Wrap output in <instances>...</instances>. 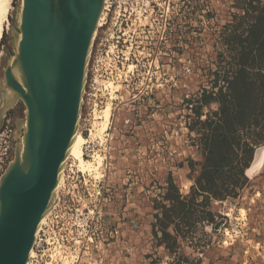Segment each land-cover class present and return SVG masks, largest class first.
<instances>
[{"label":"rangeland","instance_id":"1","mask_svg":"<svg viewBox=\"0 0 264 264\" xmlns=\"http://www.w3.org/2000/svg\"><path fill=\"white\" fill-rule=\"evenodd\" d=\"M118 1L95 36L79 125L88 139L85 157L105 159L100 173L85 172L90 191L67 179L66 169L59 191L69 208L90 219L100 211L103 220L80 242L60 223L50 249L32 264H264V161L251 169L264 149V78L251 85L239 80L234 94L227 90L239 68L238 36L248 37L251 70L264 75V0H156L157 8L169 9L163 40L161 14L144 31L132 0H121L128 24L116 46ZM20 3L13 0L10 28ZM2 51L0 105L3 68L13 54L9 31ZM108 105V135L92 138ZM23 116L19 103L0 130V175L13 158ZM204 154L226 164L204 179L223 200L198 190ZM70 163L76 171L77 162L70 159L66 168Z\"/></svg>","mask_w":264,"mask_h":264},{"label":"water","instance_id":"2","mask_svg":"<svg viewBox=\"0 0 264 264\" xmlns=\"http://www.w3.org/2000/svg\"><path fill=\"white\" fill-rule=\"evenodd\" d=\"M105 3L21 0L16 9L9 29L13 54L2 73L0 130L19 103L24 116L16 120L14 155L0 175V264L28 263L42 219L57 199Z\"/></svg>","mask_w":264,"mask_h":264},{"label":"built area","instance_id":"3","mask_svg":"<svg viewBox=\"0 0 264 264\" xmlns=\"http://www.w3.org/2000/svg\"><path fill=\"white\" fill-rule=\"evenodd\" d=\"M118 3H119L118 4L119 9L117 12L115 11L116 16L115 15L114 16L117 18V22L120 21L121 27L119 29L120 33L117 35V38H116V46L121 44V40L123 42L125 41L124 36L126 35V31H125V28H123V25L128 24L127 17H126L127 8H124V11H122L123 9L121 8L122 6L121 0H119ZM131 3H132V6L135 5L136 17L139 20V24L142 25L144 31H146L147 29L148 31H150V29L152 28V25H153L152 17L154 15L161 14V17H164L162 19L160 31H159L160 38L163 40L165 37V34L167 33L168 25H169V22H168L169 9L167 8L166 10L162 11L161 8H157L159 4L157 3L156 0H132ZM112 5H113V0H109V3L107 4L108 9L106 10L104 14V19L102 21L103 25L100 26L99 28H103L105 24H107L109 12L111 11ZM141 17H144V19L149 17L148 23L141 24L140 21H144V20H141ZM93 82H96V78L93 79ZM105 133H107L106 135H108V131H106ZM87 175L90 176L89 174ZM65 176L67 179L71 178V180H74L75 181L74 183L76 186L81 184V187H84L85 190L90 191V188H89L90 185H88L85 172H81L78 169L74 171L72 169V163H70L69 167L66 168ZM98 193H100L99 190H98ZM89 195H93V194L89 193ZM67 208H69V206L65 205V202L62 201V197L60 195L59 200H58V205L54 208L51 215L48 217L46 222L43 224L39 232V235L36 240L35 247H34L35 252H34V255L30 257L29 264H32L33 260L36 259L37 256L44 255L45 252L50 249L49 247L46 248V246L49 245V240L51 239V236H50L51 230H53L54 228H59L60 223H62L63 226L66 225L67 227L66 229L68 230L71 237L75 239L77 242H80V239H82L83 237L88 238L89 235L91 234L93 227L94 226L96 227L97 224H101V220H103L100 211H97L96 215L90 219L89 217L85 216L83 209L69 208L70 212L68 213L66 212ZM66 214H68L69 219H65ZM57 247H61V244L59 243V239H57V243L55 245V248Z\"/></svg>","mask_w":264,"mask_h":264},{"label":"bare ground","instance_id":"4","mask_svg":"<svg viewBox=\"0 0 264 264\" xmlns=\"http://www.w3.org/2000/svg\"><path fill=\"white\" fill-rule=\"evenodd\" d=\"M107 2L105 3V8L103 11V15L100 19L99 22V27L103 25L102 21L104 19V14L106 12L107 8V4L109 3V0H106ZM13 0H0V56L3 55V51H2V42H3V38L5 36V34L9 31L10 29V15L11 12L13 10ZM98 31V30H97ZM97 34V32H96ZM96 36V35H95ZM95 116L100 117V115L97 113H95ZM103 121L100 124V128L98 131L94 132V129L91 131V137L92 138H100L103 139L104 137L103 134L105 133V131L107 130V127L109 126V121L111 118V105H108L107 108L104 110V114L102 115ZM88 142V139H86V137H84V135L81 134L80 132V127L78 128V131L75 135L74 141L72 146L70 147L69 150V155H68V159L66 161V165L61 173V178H60V182L57 188V199L53 205L52 210L42 219V222L39 226V229L37 231L36 234V240L38 238L39 232L43 226V224L46 222V220L48 219V217L51 215L52 211L54 210V208L58 205V200H59V191H60V187L62 186V182L64 180V171L67 167L68 162L70 161V159L73 161L75 160L77 162V168L79 169V171L82 172H94V173H100V167L103 165L104 159L105 157L102 156L99 153H95L93 154V157L90 159H87L85 157V153H84V145ZM262 150V149H261ZM260 150H258V156H259ZM264 161V149L261 151L260 157L258 160H256V162L253 164L252 166V170L256 167H258L255 170H258L259 167L262 166ZM252 170H250L252 172ZM254 170V171H255ZM250 173V172H249ZM35 240V243H36ZM34 247L35 244L30 252V257H32L34 255ZM63 257V256H62ZM30 259V258H29ZM29 264V261L28 263ZM64 264H71V262L67 259H65Z\"/></svg>","mask_w":264,"mask_h":264},{"label":"trees","instance_id":"5","mask_svg":"<svg viewBox=\"0 0 264 264\" xmlns=\"http://www.w3.org/2000/svg\"><path fill=\"white\" fill-rule=\"evenodd\" d=\"M248 30L251 32L253 30V25ZM238 37H239L240 48H241V50L239 52V55H240V60L238 63L239 68L236 69L233 77L227 80V90H233L232 94H234V89H235L236 83L239 80H243L244 84L246 83L248 85H251V84H253V81L256 80V79H254V77H256L258 79L260 78L261 80H262V78H264V75L261 73L259 68H257L256 71L251 70L253 68V63H251L248 60V58H245V56L248 55V53H250L252 50L249 47H247V49H246L245 46L243 45V41L247 40L248 37L245 38L244 40H242L240 36H238ZM222 95L223 94L220 91L217 94L216 101L220 105L221 110L224 111L225 107L221 103V101L218 99ZM203 156H204V162L202 163V171H201L199 177L197 178L198 190L201 192L202 195L214 197V199H216V200H223L225 198V195H223L222 192H217V189L214 186L215 183H213L211 181H204V179H205V176L207 174H209L211 172L219 171L220 168L225 167L226 164L222 163V162L213 163L211 161L212 160L211 154H207V155L204 154ZM166 198H168L172 203H174L176 201L175 198H172L169 195H167Z\"/></svg>","mask_w":264,"mask_h":264},{"label":"crops","instance_id":"6","mask_svg":"<svg viewBox=\"0 0 264 264\" xmlns=\"http://www.w3.org/2000/svg\"><path fill=\"white\" fill-rule=\"evenodd\" d=\"M199 264H204L203 262H199Z\"/></svg>","mask_w":264,"mask_h":264},{"label":"flooded vegetation","instance_id":"7","mask_svg":"<svg viewBox=\"0 0 264 264\" xmlns=\"http://www.w3.org/2000/svg\"><path fill=\"white\" fill-rule=\"evenodd\" d=\"M9 114H10V112H9ZM7 118V117H6ZM6 121V120H5Z\"/></svg>","mask_w":264,"mask_h":264}]
</instances>
